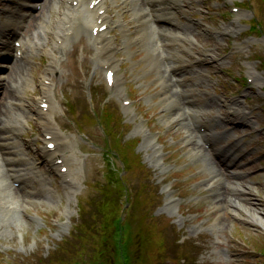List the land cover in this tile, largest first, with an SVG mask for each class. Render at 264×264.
I'll use <instances>...</instances> for the list:
<instances>
[{"label": "rangeland", "instance_id": "rangeland-1", "mask_svg": "<svg viewBox=\"0 0 264 264\" xmlns=\"http://www.w3.org/2000/svg\"><path fill=\"white\" fill-rule=\"evenodd\" d=\"M16 1L0 0V21ZM49 3L21 11L27 15L21 38L38 43L35 51L26 48L28 60L8 51L15 39L0 27V111L26 117L39 107L41 75L52 61L48 51L55 42L63 46L53 50L60 58L51 76L59 101L54 118L76 141L80 162L73 160L71 168L78 169L79 185L68 195L64 173L42 153L46 134L32 114L20 135L53 193L38 192L37 183H14L1 168L0 264H112L123 250L130 264H264V227L251 219L264 218V0H184L181 23L167 26L189 34L197 29L190 50L180 47L188 62L161 57L156 68L146 58L159 38L148 41L150 49L138 40L145 29L134 14L138 4L108 0L114 70L125 76L121 99L106 84L90 35L55 23L67 3L59 10ZM18 66L35 81L24 91L28 108L10 103L14 82L23 85ZM196 70L200 76L181 85H197L198 102L178 93L177 83L162 84L163 74L175 80ZM169 92L178 105L163 98ZM124 99L131 101L128 112ZM188 106L202 112L201 125L186 115ZM191 131L214 135L211 146L201 141L204 155L193 152ZM149 134L156 149L146 142ZM15 202L20 211H7L4 203ZM119 218L125 248L115 229Z\"/></svg>", "mask_w": 264, "mask_h": 264}, {"label": "bare ground", "instance_id": "bare-ground-1", "mask_svg": "<svg viewBox=\"0 0 264 264\" xmlns=\"http://www.w3.org/2000/svg\"><path fill=\"white\" fill-rule=\"evenodd\" d=\"M39 1L40 0H32V2H28L26 0H19L18 2L16 1V8L10 12L7 20L0 21V27H3L5 31H12L13 37L17 38L16 41L18 40L22 43V47L20 48H16L15 46V49H8L9 52L14 51L16 55L19 53V51L25 49V52H22V61L28 60L30 56L26 52V48H29V50L31 51H35L37 49L36 46L38 43L35 40L20 39L21 34L19 30L21 27L22 19L27 17V15L22 14L21 11H23V8L25 10L32 9L33 6H31V3ZM98 1L99 3L96 4V2ZM107 1L108 0H50L49 3V8L55 7L58 10L60 9L61 4L67 3L65 4L66 7L64 6V10L62 9V11H60L61 17L55 19V23H57V25L63 26L69 24L70 28L73 27L72 25H75L74 27H76L77 29H84L86 33L90 35L97 50L95 60L98 63L100 62L99 65L102 66L101 68L105 71V77L107 71L116 69L118 73L119 68L118 60L112 55V48H110V46L112 47V45L114 44V41L108 34V24L110 21L109 16L106 13ZM111 1H113L114 3L116 2V0ZM132 1L138 4L134 10V14L140 16V22L145 28L143 29V35L141 37H137L138 40H140L147 49H150V46L147 45L148 41L154 36L159 38V43L156 45V47L158 46L160 51H157L156 47L152 46L148 51V56L146 58L147 64L152 68H156L158 67L159 58L176 56L183 62H188L184 59L180 47L190 50L194 43L193 39L191 38L193 36V33L196 32L197 29L195 27L191 28V32L189 34L184 30H177L167 26L178 25V23H181L178 14L183 13L182 8L184 7V0ZM68 2H71L70 5L68 4ZM74 2H76V5H74ZM102 10H105L104 13H102ZM120 23H122L121 27L125 31L126 25H124V22L122 20H120ZM103 25H107V29L105 31L94 32L95 28L101 27ZM58 33H61V31H59ZM58 35L59 36L57 38L58 40H60V34ZM68 35H70L69 29L65 33L63 32L62 45H65L64 41L66 38H68ZM62 47L63 46H59L58 43L55 42L49 51L45 50L49 52L52 61L49 64V67L45 69L44 74L41 75V100L39 101V104L41 105L45 102L48 103V107L44 109L39 105V107H37L34 112L30 109L26 117L18 116L12 113L11 116H3L2 112L0 111V129L2 130V132H0V171L1 168L5 167L7 169L8 178L13 180L14 183L19 182L22 185L37 183L39 185L38 192L45 191L53 193L49 187V178L45 175L44 172L37 169L35 159L30 155V151H32L31 145L29 144L26 147L20 135L24 131L25 123L28 122V119L30 117L35 115L39 120L41 129L45 132L46 135H49L51 137V139L46 140L45 145L50 142H54L55 144L54 149H49L47 146L42 149L44 157L51 163V168H53L54 170H58V168L61 169V167L64 166L60 165L58 167L56 163L58 159H62V162H65L68 166L67 172L62 176L64 177L63 183L69 190V195L70 193L74 192L76 187L79 185L77 175L75 174L77 173L76 170L78 171V169L76 168V170H74L73 168H71L72 161L76 159L80 162V159L74 152L76 146L75 139H71L69 135L63 133L59 125L55 123L54 118V112L59 107V101L56 97L55 82L51 76L58 72V67L55 65V61H59L60 58L57 56L56 51L53 50H60ZM165 47L170 48V51H165ZM180 68L181 67H179V69ZM170 70L175 71L173 66L170 67ZM15 73L16 75L22 77L23 85L19 86L18 82H14L13 87H15V97L14 100L10 101V103H15V105L20 108H28L24 91L30 81L32 83H35V81L34 79H29L26 75H24L25 72L22 66H18L15 69ZM199 76L200 70L180 75L179 77H176L175 80L172 77H168L163 74L161 81L163 85L177 83L174 88H176V91L178 93L187 95L194 102H198L199 98L202 96L201 91L197 88L198 86L186 85L185 87H182L181 84L187 83L188 79L195 80ZM124 81V75L120 76L115 74L114 90L116 95H118L120 99L123 98L122 95L124 94V90L122 88V84ZM163 98H165L166 101H169L170 103L178 105V103L176 102V95L174 93L169 92L168 94L164 95ZM123 107L127 112L131 109L129 105H124ZM186 108L187 110L185 111V113L191 118L194 124L201 125L204 122L203 118L201 117V111L193 110L189 106ZM178 116H181V113H179ZM213 138L214 135H209L207 133L199 134L195 131H191L188 139L190 141H193V143L195 142L193 152H195V154L198 156L202 154L204 155V147L202 148V146L200 145L201 141H206L208 143L210 139ZM146 142L149 145H153V148L156 149V147L154 146L155 143L153 137L150 134L146 135ZM16 146L17 149H15ZM66 151L71 152V154L67 155ZM15 163H19L20 165L14 168ZM8 165L13 166L12 168H7ZM24 202H26V200H24ZM229 203L231 205L233 204L234 206H238L237 202L234 200H230ZM4 204L6 210L9 212L14 210L20 211L21 203L15 202L9 206H7V203ZM251 219L255 223H260L264 227V218H261L260 215L251 214Z\"/></svg>", "mask_w": 264, "mask_h": 264}, {"label": "trees", "instance_id": "trees-1", "mask_svg": "<svg viewBox=\"0 0 264 264\" xmlns=\"http://www.w3.org/2000/svg\"><path fill=\"white\" fill-rule=\"evenodd\" d=\"M255 29V28H254ZM116 225H115V229H116V233L118 234L119 233V237L121 238V243H123L124 245H122L124 248L126 247V243L123 242V231H124V224L125 222L123 221L122 218H119L116 220ZM130 256L128 254V251H127V254H126V251L123 250V256L121 255V260L120 261H113L112 264H130ZM103 264V263H102Z\"/></svg>", "mask_w": 264, "mask_h": 264}]
</instances>
